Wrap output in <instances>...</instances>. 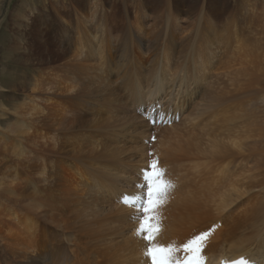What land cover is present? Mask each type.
Listing matches in <instances>:
<instances>
[{"label": "bare ground", "instance_id": "6f19581e", "mask_svg": "<svg viewBox=\"0 0 264 264\" xmlns=\"http://www.w3.org/2000/svg\"><path fill=\"white\" fill-rule=\"evenodd\" d=\"M119 1L118 22L100 0L93 19L50 24L48 63L19 81L24 158L0 170V264H151L135 235L149 152L174 185L157 243L181 247L216 224L206 264H264V0L190 18L163 0L154 21ZM4 104L0 146L15 114Z\"/></svg>", "mask_w": 264, "mask_h": 264}, {"label": "rangeland", "instance_id": "374dc122", "mask_svg": "<svg viewBox=\"0 0 264 264\" xmlns=\"http://www.w3.org/2000/svg\"><path fill=\"white\" fill-rule=\"evenodd\" d=\"M99 1L100 0H0V25L2 24V26H0V103H5L15 111L16 114L9 116V118L6 116L7 119L6 122H4V129L7 136L5 135V139H3L4 135L1 136L3 142H5L3 146H0L3 147L0 148L1 173L10 174V172L22 171L18 168L19 165L22 164L21 159L24 158V153L21 152L23 150V145L18 139L19 134H17L18 129H16V127L21 125V123H19L20 115L18 112L21 111V104L27 99V96H29V90H22V86L20 85L23 81V74L27 72L30 76L29 79L32 77L36 78L38 76L37 71L44 69L49 61L50 48L48 45L51 41V37L49 33L50 30H48L47 27L53 24L54 21L56 24L74 23L73 17L76 13L80 16H86L88 20L93 19L97 17L93 8ZM235 1L236 0H176L177 5L175 6L178 15L182 18H190V16L197 15L196 8L201 5L205 6L206 15L208 16L213 14L226 16L235 4ZM103 2L106 4L107 10H109L107 14L109 22H118L124 18V11H122L123 9L119 4V0H103ZM127 3L129 5L132 20L136 18V15L138 16L140 14L138 9H136L137 4L145 7L143 8L145 12L141 14L140 18L147 19L148 21H154L155 19L153 18L160 16L164 10L163 0H127ZM213 5L217 7L216 10H213ZM6 14H8V18L4 21L3 19ZM23 56H25V58L27 57L26 62ZM17 76L19 78H17ZM12 84L18 91L10 90L12 92H9V96H7L4 90L11 89V87H13ZM152 120H150V124L154 126L157 121L154 119ZM1 144L0 142V145ZM18 152L22 154L19 155ZM27 155L26 157L30 156V154ZM142 205L143 203L141 207Z\"/></svg>", "mask_w": 264, "mask_h": 264}, {"label": "snow or ice", "instance_id": "6c2138e0", "mask_svg": "<svg viewBox=\"0 0 264 264\" xmlns=\"http://www.w3.org/2000/svg\"><path fill=\"white\" fill-rule=\"evenodd\" d=\"M150 139L155 140V137ZM148 156L149 163L139 170L146 181V194L144 206L140 209L143 215L140 216L138 227L135 229V235L145 244L143 255L151 259V264H206L204 251L218 227L216 224L193 235L181 247H176L175 244L164 246L156 242L162 228L158 210L166 202L167 193L174 185L165 178V170L160 166L155 154L149 152ZM129 199H139V197L133 198L130 194L124 193L121 195V201L118 202L128 203ZM181 251L184 255H177ZM224 264H251V262L241 256L239 259L225 261Z\"/></svg>", "mask_w": 264, "mask_h": 264}]
</instances>
